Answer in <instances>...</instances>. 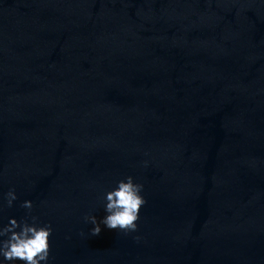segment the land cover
<instances>
[{"label": "water", "instance_id": "95a60500", "mask_svg": "<svg viewBox=\"0 0 264 264\" xmlns=\"http://www.w3.org/2000/svg\"><path fill=\"white\" fill-rule=\"evenodd\" d=\"M129 174L138 232L89 236ZM10 188L0 224L32 200L51 264H264V0H0Z\"/></svg>", "mask_w": 264, "mask_h": 264}, {"label": "clouds", "instance_id": "9594fccd", "mask_svg": "<svg viewBox=\"0 0 264 264\" xmlns=\"http://www.w3.org/2000/svg\"><path fill=\"white\" fill-rule=\"evenodd\" d=\"M148 163L143 161V167ZM17 200L15 188H10L0 198V212L14 207ZM146 204L145 185L136 176L129 174L115 179L108 187L100 189L96 205L83 218L91 225L89 236H98L104 229L125 235L138 232ZM20 207L26 210L24 218L8 217L7 223L0 224V264H51L53 225L33 214L32 200H24ZM100 209L104 215L98 218L94 213Z\"/></svg>", "mask_w": 264, "mask_h": 264}]
</instances>
